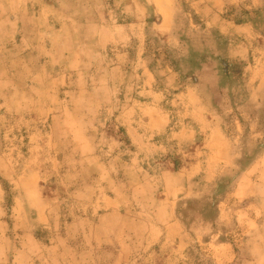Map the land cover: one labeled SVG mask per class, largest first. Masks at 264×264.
Listing matches in <instances>:
<instances>
[{"label": "rangeland", "instance_id": "374dc122", "mask_svg": "<svg viewBox=\"0 0 264 264\" xmlns=\"http://www.w3.org/2000/svg\"><path fill=\"white\" fill-rule=\"evenodd\" d=\"M0 264H264V0H0Z\"/></svg>", "mask_w": 264, "mask_h": 264}, {"label": "crops", "instance_id": "0c3cea01", "mask_svg": "<svg viewBox=\"0 0 264 264\" xmlns=\"http://www.w3.org/2000/svg\"><path fill=\"white\" fill-rule=\"evenodd\" d=\"M130 129L127 130V133L130 134ZM195 129L193 128H184V129H181L179 130L177 133H169L170 135L169 136H172V137H168L166 139L165 142H159L157 141L156 143L152 144L149 148L150 150L152 149L154 151V154L159 156V157H163L165 155H168L171 150L174 148V147H178V148H186V146L188 145V141L192 140L193 139V134H195ZM135 137H137L139 139V143L140 145H142V147H146L145 146V140H144V137L145 135H149V132H145L143 130L141 131H135ZM156 134V133H155ZM155 137V139H157V135L153 136ZM148 148V147H146ZM193 169L196 170L198 169L199 167L197 166V164L201 163L202 160H196V158L194 157L193 159Z\"/></svg>", "mask_w": 264, "mask_h": 264}]
</instances>
